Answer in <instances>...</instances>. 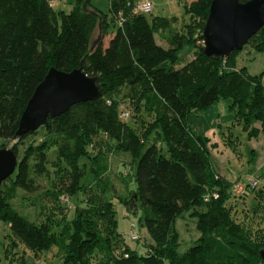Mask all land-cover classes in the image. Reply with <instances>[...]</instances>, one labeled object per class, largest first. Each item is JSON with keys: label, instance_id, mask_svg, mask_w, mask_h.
Instances as JSON below:
<instances>
[{"label": "trees", "instance_id": "obj_1", "mask_svg": "<svg viewBox=\"0 0 264 264\" xmlns=\"http://www.w3.org/2000/svg\"><path fill=\"white\" fill-rule=\"evenodd\" d=\"M137 2L110 0L108 13L91 0H74L70 11L56 9L53 0H0V147L11 143L18 155L16 169L0 186V264L4 258L25 264L21 244L33 253L59 244L60 264H264V231L253 230L233 212V200L252 191L251 212L259 213L264 188L233 192L236 181L214 164L211 137L187 122L192 108L231 97L238 123L257 137L264 130V70L252 73L239 66L243 48L229 56L205 53L203 31L212 0H191V22L182 30L168 17L136 10ZM109 14L117 28L106 42ZM188 41L197 51L177 65L178 50ZM248 42L264 52V26ZM52 66L81 67L99 76L102 93L19 134L27 102ZM118 151L137 160L136 183L129 182L124 194L110 191V153ZM82 156L89 157L94 174V181L83 185ZM51 166L63 171L54 174ZM42 177L51 182L46 194L56 204L54 209L42 205L35 221L13 200L20 190L36 192ZM80 187L87 193L86 206L77 207L60 235L54 210L68 204L60 195ZM113 195L127 208L141 203L148 232L135 240H142L144 249L129 244L119 230ZM186 211L197 217L201 234L181 252L177 219ZM5 228L11 233L2 241Z\"/></svg>", "mask_w": 264, "mask_h": 264}, {"label": "rangeland", "instance_id": "obj_2", "mask_svg": "<svg viewBox=\"0 0 264 264\" xmlns=\"http://www.w3.org/2000/svg\"><path fill=\"white\" fill-rule=\"evenodd\" d=\"M93 5L100 10L110 13V0H91ZM154 5L151 13L148 15H162L168 17L173 26L182 30L185 24L191 22V12L187 10V4L191 0H152ZM53 6L56 9H64L70 11L74 6V0H53ZM109 16L110 32L106 36L105 41L110 38L111 34L117 28V20L114 21L111 14ZM99 29L96 30L94 38L99 35ZM197 46L194 42H186L178 50L177 65H183L191 59L197 51ZM239 66H247L252 73H260L264 70V52L259 51L253 44L247 42L243 49L240 51L238 57ZM124 105L128 106V100L124 101ZM231 97H221L212 105L206 108L194 107L188 112L187 122L189 126L196 133L211 135L213 139L218 141L216 147L213 146L212 157L216 168L233 180L241 182H249L250 180L257 179V188H264V130L257 137H250L248 131L243 128L241 123H238L235 118V110L231 106ZM130 108V107H129ZM128 108V109H129ZM131 110V109H130ZM42 129V128H41ZM229 135L234 138V141L229 143ZM11 146V143L9 145ZM147 144L144 145L146 148ZM5 147V146H3ZM144 150V149H143ZM54 150H51L53 155ZM110 171L108 172L109 179L113 182V189L111 192L116 194L126 193L125 187L127 184H135V172L137 168V160L129 151H118L110 153ZM89 157L82 156L79 161V167L85 170L81 178V185L85 182L94 181V174L92 172V165ZM66 166V165H64ZM55 166H51L52 172L55 174ZM61 173L62 171L58 169ZM122 171V172H121ZM64 176L67 172H63ZM42 183L38 190L34 193H27L20 190L17 197L14 198L13 203L17 206L18 210L25 214L32 220L41 217L42 205L48 209H54L56 202L46 192L51 187V182L47 177L40 179ZM66 194V193H64ZM60 195V198L67 202L60 207L55 208L53 218L55 220V229L61 235L66 230L67 224L70 223L78 206L85 207L87 203V193L82 187L78 188L72 195ZM114 194V193H113ZM246 197H240L233 200L234 210L237 211L238 219L241 221H248V226L253 230L262 228L264 231V206L261 207L259 213L251 212L252 208V195L250 191ZM70 196V197H68ZM115 199V218L117 219L118 228L125 236L127 242L132 246H140L144 249L142 240L132 239L128 232L131 227V222L137 223V231L141 234L147 233L146 226L141 222L143 217V207L139 202L135 208H127L121 197L113 195ZM264 201V200H263ZM262 203V202H261ZM62 209V210H61ZM49 211V210H48ZM66 215V219L65 216ZM45 214H42V218ZM57 219V221H56ZM42 220V219H40ZM37 220V222H40ZM71 224V223H70ZM68 224V225H70ZM4 228V227H3ZM177 228L181 235V242L178 247L179 251L183 252L194 244L195 239L201 234L197 224V217L191 211L184 212L177 219ZM1 240H5L11 231L8 228L2 229ZM66 233V232H65ZM4 235V236H3ZM256 235V234H255ZM5 238V239H4ZM22 245L25 250L26 261L25 264H60L64 258L59 251V244H54L49 249H44L33 253L29 248ZM5 264H16L21 261L10 262L6 258L3 259Z\"/></svg>", "mask_w": 264, "mask_h": 264}, {"label": "water", "instance_id": "obj_3", "mask_svg": "<svg viewBox=\"0 0 264 264\" xmlns=\"http://www.w3.org/2000/svg\"><path fill=\"white\" fill-rule=\"evenodd\" d=\"M264 26V0H212L206 20L204 51L208 55L229 56L240 50ZM99 76L87 74L81 67L70 71L50 67L37 85L21 115L18 133L39 128L48 117L68 110L72 105L99 97ZM18 165L12 147H0V186ZM264 261V248L261 249Z\"/></svg>", "mask_w": 264, "mask_h": 264}, {"label": "built area", "instance_id": "obj_4", "mask_svg": "<svg viewBox=\"0 0 264 264\" xmlns=\"http://www.w3.org/2000/svg\"><path fill=\"white\" fill-rule=\"evenodd\" d=\"M153 5H154V3L152 0H138L135 8L138 11L149 12V11H152ZM125 115L128 116L129 112L126 111ZM257 184H258L257 179L250 180L247 183L241 182V181H236L233 185V192L238 193V194H245L249 191L250 187L256 186ZM212 195L214 197H217L219 195V193L217 191H214L212 193ZM209 197H210V194H208L206 196V199H209ZM128 234H129V236H131L134 239L141 238L142 235L140 232L137 231V226H136L135 221L131 222V227H130Z\"/></svg>", "mask_w": 264, "mask_h": 264}, {"label": "crops", "instance_id": "obj_5", "mask_svg": "<svg viewBox=\"0 0 264 264\" xmlns=\"http://www.w3.org/2000/svg\"><path fill=\"white\" fill-rule=\"evenodd\" d=\"M93 4V3H92ZM95 6V5H94ZM99 29V34L101 33V29L100 28H98ZM109 35V34H108ZM112 35V34H111ZM111 37V36H110ZM105 39H106V37H105ZM109 40V39H108ZM106 42H107V40H106ZM208 135V134H207ZM210 137H211V143H214L212 146H211V149H213V146H215L216 147V144H218V141L216 140V139H213L212 138V136L211 135H209ZM220 171V170H219ZM222 172V171H221ZM224 173V172H223ZM225 174V173H224ZM227 175V174H226Z\"/></svg>", "mask_w": 264, "mask_h": 264}]
</instances>
